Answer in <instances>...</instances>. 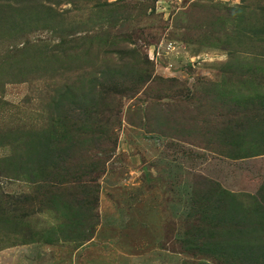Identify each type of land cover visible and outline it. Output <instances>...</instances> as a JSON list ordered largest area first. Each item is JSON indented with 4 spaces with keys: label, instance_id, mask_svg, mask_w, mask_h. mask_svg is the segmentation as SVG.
<instances>
[{
    "label": "rangeland",
    "instance_id": "obj_1",
    "mask_svg": "<svg viewBox=\"0 0 264 264\" xmlns=\"http://www.w3.org/2000/svg\"><path fill=\"white\" fill-rule=\"evenodd\" d=\"M0 264H264V0H0Z\"/></svg>",
    "mask_w": 264,
    "mask_h": 264
}]
</instances>
